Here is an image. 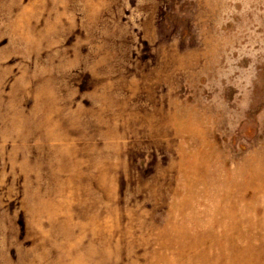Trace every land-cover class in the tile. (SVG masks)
Segmentation results:
<instances>
[{
    "label": "rangeland",
    "instance_id": "rangeland-1",
    "mask_svg": "<svg viewBox=\"0 0 264 264\" xmlns=\"http://www.w3.org/2000/svg\"><path fill=\"white\" fill-rule=\"evenodd\" d=\"M0 264H264V0H0Z\"/></svg>",
    "mask_w": 264,
    "mask_h": 264
}]
</instances>
